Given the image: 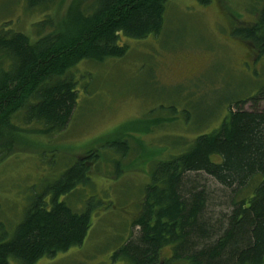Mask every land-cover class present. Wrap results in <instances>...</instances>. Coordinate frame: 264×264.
Segmentation results:
<instances>
[{
  "label": "trees",
  "instance_id": "trees-1",
  "mask_svg": "<svg viewBox=\"0 0 264 264\" xmlns=\"http://www.w3.org/2000/svg\"><path fill=\"white\" fill-rule=\"evenodd\" d=\"M83 1L28 0L31 7L53 3L54 15H58L56 19L46 14L38 21L35 38L0 27V142L24 136L15 122L19 111L26 123L42 125L32 129L33 133L62 131L79 99V79L73 68L84 60L99 63L125 55L129 47L122 42L123 35L159 34L169 2L93 0L83 5ZM231 33L263 53L264 8L255 22L234 23ZM250 99L252 106L246 108ZM263 101L264 85L253 95L231 101L221 123L198 134L186 149L155 162L133 220L138 229L116 248L114 259L131 264H173L184 259L189 264H264ZM119 130L99 143L101 149L130 151V139L116 137L123 134ZM6 140L0 144L4 155L12 150ZM99 149L91 148L55 184L34 196L11 238L8 232L0 234V264H13L12 259L35 264L44 256L83 243L92 226V208L76 211L60 198L76 185L89 183L90 163L100 159ZM204 174L237 193L228 212L212 215ZM167 245L171 253L164 257L162 250Z\"/></svg>",
  "mask_w": 264,
  "mask_h": 264
},
{
  "label": "rangeland",
  "instance_id": "rangeland-1",
  "mask_svg": "<svg viewBox=\"0 0 264 264\" xmlns=\"http://www.w3.org/2000/svg\"><path fill=\"white\" fill-rule=\"evenodd\" d=\"M55 8L53 3L31 7L28 0H0V27L35 38L36 23L46 14L58 19ZM263 8L264 0H169L159 34L123 35L129 47L125 55L99 63L84 60L73 68L79 99L62 131L33 133L42 125L26 123L19 111L15 122L24 136L6 137L12 150L0 153V234L8 232L11 238L34 196L55 184L91 148L100 147V159L90 163L89 183L76 185L60 198L76 211L92 208L87 236L82 244L35 264H131L113 254L138 229L133 220L155 162L186 149L198 134L221 123L231 101L253 95L264 85V52L259 54L231 33L234 23L255 22ZM45 31L49 28L40 34ZM251 106L250 100L245 103ZM132 120L136 122L125 127ZM116 129L123 133L116 137L130 139L127 154L101 149L99 143ZM203 177L212 215L228 212L234 190L210 175ZM170 253L171 245L165 246L162 255ZM12 263L19 264L15 259Z\"/></svg>",
  "mask_w": 264,
  "mask_h": 264
},
{
  "label": "bare ground",
  "instance_id": "bare-ground-1",
  "mask_svg": "<svg viewBox=\"0 0 264 264\" xmlns=\"http://www.w3.org/2000/svg\"><path fill=\"white\" fill-rule=\"evenodd\" d=\"M44 12V11H43ZM55 17V16H54ZM106 59V58H105ZM250 101H251V99H250ZM60 200V199H59ZM59 202V201H58ZM53 243V242H52ZM127 255V254H126ZM132 259V258H131ZM134 264V263H133Z\"/></svg>",
  "mask_w": 264,
  "mask_h": 264
}]
</instances>
